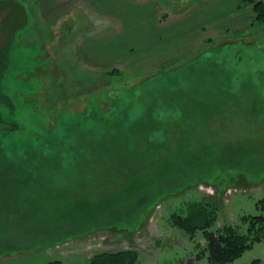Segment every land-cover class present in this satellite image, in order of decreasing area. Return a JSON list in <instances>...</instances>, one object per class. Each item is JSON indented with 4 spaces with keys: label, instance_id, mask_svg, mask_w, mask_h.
<instances>
[{
    "label": "rangeland",
    "instance_id": "374dc122",
    "mask_svg": "<svg viewBox=\"0 0 264 264\" xmlns=\"http://www.w3.org/2000/svg\"><path fill=\"white\" fill-rule=\"evenodd\" d=\"M6 1L0 20L13 7ZM154 1L183 8L193 0ZM132 12L118 32L78 14L47 25L28 18L13 37L3 90L14 114L0 102V264H88L131 248L137 264H210L198 258L203 232L173 225L175 211L214 199L213 231H244L243 216L263 213L264 25L199 48L189 28H171L154 48L161 31L134 23ZM96 30H110L116 53L131 54L124 68L91 71L73 56V41ZM113 69L122 73L107 74ZM178 158L198 159L167 184L125 192ZM89 205L104 209L86 213ZM227 264H264V239Z\"/></svg>",
    "mask_w": 264,
    "mask_h": 264
},
{
    "label": "crops",
    "instance_id": "0c3cea01",
    "mask_svg": "<svg viewBox=\"0 0 264 264\" xmlns=\"http://www.w3.org/2000/svg\"><path fill=\"white\" fill-rule=\"evenodd\" d=\"M132 6H135L134 12L131 11ZM145 8L148 9L147 14L144 12ZM25 9L28 18L35 20L36 24L47 25L59 19L75 21L74 17L80 14L88 18L94 17L93 20L97 23L99 20L113 22L118 25L116 32L123 24L129 26V14L132 12L135 16L134 23H149L161 31L156 32L157 36L153 35L154 48H157L156 45L163 36L164 42L170 41L171 37L168 35L171 28H189L185 33L192 35L189 37L192 40L191 48H199L208 39L228 32L246 31L255 18L254 5L249 0H193L183 8H174L171 2H167L165 6L162 2L154 0H25ZM141 10L143 14H139ZM99 16L103 19H99ZM109 31L96 30L73 41L72 54L79 58V63L85 68L91 71H107L112 69L115 63L124 68V59L131 54L122 57L120 53H116L118 42ZM18 33L19 31L15 35Z\"/></svg>",
    "mask_w": 264,
    "mask_h": 264
},
{
    "label": "trees",
    "instance_id": "16d2710c",
    "mask_svg": "<svg viewBox=\"0 0 264 264\" xmlns=\"http://www.w3.org/2000/svg\"><path fill=\"white\" fill-rule=\"evenodd\" d=\"M5 1L0 0V4L6 5L7 1ZM11 2L13 7L10 8V11L7 10L9 8L7 7V13L0 20V32H3V35L1 33L0 35L4 39V42L0 44V102H8L14 114L15 104L13 99L3 90V79L10 62L12 39L26 25L28 13L25 7L23 8L16 0ZM249 2L253 3L255 11V18L251 27L256 24L264 25V2L259 0H249ZM18 5L21 11H18V8L14 11L15 6ZM2 8H5V6H2ZM116 71L122 73L119 69H113L108 71L107 74H114ZM0 120H3L1 115ZM13 125L18 128L16 122ZM3 148V143L0 141V149ZM197 159L178 158L160 162L153 173H149L142 178L133 176V180L134 177L135 180L127 186L125 192L127 194H136L140 190H145L152 186L156 187L169 179L181 177L189 171L192 165L197 164ZM165 184L167 183L165 182ZM170 192L167 191L161 196L171 194ZM99 207L101 206L89 205L86 213H91L96 209H104V207ZM262 209L263 213L261 214L243 216V220L247 224L244 231L232 225L225 226L220 231H213L210 228L217 219V203L214 199H207L202 196L197 200L186 203L183 210L175 211L171 216V221L173 225L184 229L191 236H194L200 230L203 232L205 247L200 251L198 258L207 254L210 264H227L241 257L246 250L264 239V201L262 202ZM81 221H89V217L85 215ZM138 258L139 252L136 249L107 250L95 254L88 264H137ZM47 264H61V261H51Z\"/></svg>",
    "mask_w": 264,
    "mask_h": 264
}]
</instances>
